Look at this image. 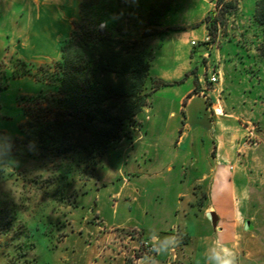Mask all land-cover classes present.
Wrapping results in <instances>:
<instances>
[{"label": "rangeland", "instance_id": "1", "mask_svg": "<svg viewBox=\"0 0 264 264\" xmlns=\"http://www.w3.org/2000/svg\"><path fill=\"white\" fill-rule=\"evenodd\" d=\"M80 1L64 0L69 7L75 4V19ZM257 1L261 0H238L235 11L219 15L218 46L209 53L180 40L176 43L178 33L159 37L151 69L164 85L155 91L153 105L139 119L142 126L130 139L113 143L92 176L70 169L69 161L60 164L43 158L23 142L33 130H23L27 117L21 99L51 88L36 79L37 69L60 58L63 40L49 48L19 50L12 46L14 37L8 39L11 47L7 44L0 51V174L5 176L0 260L4 264H142L155 259L159 247L137 223L145 218L139 209L153 202L157 220L176 202L179 191H186L178 200L182 212L188 201L196 205L189 210L195 211L209 202L208 189L193 184L216 165L219 132L212 103L218 99L225 115L238 120L222 140L233 143L241 158L247 156L243 162L248 170L249 206L243 210L247 219L240 226L243 247L238 264H264V58L258 50L264 45V34L252 21ZM170 3L100 0L97 9L111 12L109 23L127 28L142 25L152 7L164 14ZM172 4L162 17L164 26L187 24L199 13L193 0ZM100 28L104 30L105 24ZM193 30L192 38L202 36L200 28ZM7 36L5 30V40ZM190 50L198 51V57L191 62V70L185 71L190 66L186 56ZM212 64L223 72L214 94L204 91L199 81L209 86L206 73ZM123 183L126 195H141L134 203L131 196H113ZM117 202L118 217L109 220ZM131 217L136 224L126 222ZM177 224L169 232L175 240L168 264H194L193 248L187 243L199 236L200 225L189 220ZM144 242L154 244L156 252L145 254Z\"/></svg>", "mask_w": 264, "mask_h": 264}, {"label": "trees", "instance_id": "2", "mask_svg": "<svg viewBox=\"0 0 264 264\" xmlns=\"http://www.w3.org/2000/svg\"><path fill=\"white\" fill-rule=\"evenodd\" d=\"M215 1V9L203 20L210 40L195 45L208 53L218 46L220 16L238 8V0ZM99 4L100 0L80 1L60 58L37 69L36 79L51 88L21 99L27 117L23 130H33L23 142L41 157L60 164L69 161L70 169L89 176L102 167L113 143L130 139L142 126L139 119L164 85L151 69L153 40L163 32V12L152 7L142 25L124 28L109 23L111 12L97 9ZM252 21L264 34V0L257 1ZM258 50L264 58V45Z\"/></svg>", "mask_w": 264, "mask_h": 264}, {"label": "crops", "instance_id": "3", "mask_svg": "<svg viewBox=\"0 0 264 264\" xmlns=\"http://www.w3.org/2000/svg\"><path fill=\"white\" fill-rule=\"evenodd\" d=\"M177 1L171 0L168 10L163 16L172 9V3ZM193 2L196 4V9L199 12L197 13V17L187 24L179 25L168 24L164 26L161 21V30L163 32L153 40L155 48L161 42L159 37L166 35L172 38L175 37V33H178L175 40L176 43L180 40L182 44H190L191 47L196 48L192 42L203 41L207 35L206 25L203 23V20L209 12L214 10L215 0H193ZM197 4H200L199 8ZM20 6L22 7L21 9ZM77 14L78 10H76L75 4L69 7L67 3H64V0H0V51L7 44L8 46L11 45L8 39L12 37H14V45L12 46L17 47L19 50H26V48H49L56 44L58 40H65L69 36L72 30V22L77 17ZM195 27L202 30L201 37L192 38V35L195 33V30H193ZM5 30L8 33L7 40H5ZM197 52L190 50L186 55L190 66H187L185 71L191 70V62L198 57ZM213 70L214 67L210 66L208 71L212 72ZM216 70L221 75L223 74L221 68H217ZM199 81L204 91L211 92L212 94L215 93L210 90L212 86L207 85L205 87L202 84V80ZM215 118V127L219 132L215 138L216 165L210 174L202 175L198 182H194L193 184V186L198 184L203 189H208L209 202L204 204L198 211H195L189 210L192 207L193 209L196 208V205L188 201L189 206H186V208L184 206L183 209L185 211L182 212V210L180 211L181 205H178V200L183 195L185 196L186 191H179L176 195V202L168 209V212L160 213L159 218L156 217L158 218L157 220L152 214L157 209L153 202H149L150 204L147 202L145 210L140 207L139 213H145V218L144 221H138L137 223L144 229V236L150 238L159 247L157 257L151 262L145 261L142 264H168V258L173 256L172 246L175 240L173 234L169 232L173 233V230L178 226L177 222L187 223L188 220L192 221V223L197 222L200 225L199 236L197 238L192 237V240L187 243L188 246L193 248L194 264L201 263L198 262L200 257L202 258V264H208L207 257L212 254L214 247H223L230 250L235 256L236 264H238L240 250L243 247L241 244L243 239L241 237L243 235H240V226L247 219L243 210L249 206L248 170L247 165L243 162V158L247 156L241 158L238 151L235 150L234 144L229 145V143L221 138L224 134H227L230 128H233V124H236L238 121L237 118L233 117V115H225L224 118L215 116ZM181 140L184 141V138H181ZM181 140L178 144L183 143ZM250 160L254 161V158H250ZM4 185L5 176L0 174V210L3 205ZM125 189L126 183H123L118 187V191L113 193V196L121 197L124 195L127 199L131 196L133 203L141 196L140 194H136L135 196L126 195ZM119 208L120 202H117L115 209H113L114 212L112 211L113 215L111 218L109 217V220L117 219ZM212 219H216L215 224L213 223L214 229L212 228ZM126 222L131 225L136 224L132 217L128 218ZM203 227L209 228L207 231H201ZM188 232L191 234L190 228ZM0 264H4L3 260H0Z\"/></svg>", "mask_w": 264, "mask_h": 264}, {"label": "built area", "instance_id": "4", "mask_svg": "<svg viewBox=\"0 0 264 264\" xmlns=\"http://www.w3.org/2000/svg\"><path fill=\"white\" fill-rule=\"evenodd\" d=\"M210 40L209 36L206 35L203 41L208 42ZM198 42L193 41V45H197ZM208 57V53L205 54ZM208 84L212 86L210 90L216 92V87L221 83L222 75L219 71L213 70L212 72H208ZM212 112L215 116H222L225 115L224 108L222 107L221 100L218 99L216 103H212ZM143 250L145 254H154L156 252V246L149 242H144Z\"/></svg>", "mask_w": 264, "mask_h": 264}, {"label": "clouds", "instance_id": "5", "mask_svg": "<svg viewBox=\"0 0 264 264\" xmlns=\"http://www.w3.org/2000/svg\"><path fill=\"white\" fill-rule=\"evenodd\" d=\"M207 259L208 264H236L234 254L223 247H214L212 249V254L208 256Z\"/></svg>", "mask_w": 264, "mask_h": 264}]
</instances>
